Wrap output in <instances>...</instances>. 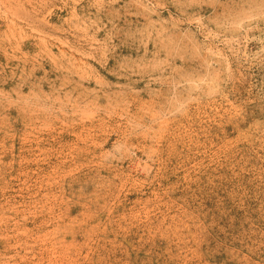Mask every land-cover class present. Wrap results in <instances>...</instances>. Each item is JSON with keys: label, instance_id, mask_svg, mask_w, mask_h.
I'll return each mask as SVG.
<instances>
[{"label": "rangeland", "instance_id": "rangeland-1", "mask_svg": "<svg viewBox=\"0 0 264 264\" xmlns=\"http://www.w3.org/2000/svg\"><path fill=\"white\" fill-rule=\"evenodd\" d=\"M0 264H264V0H0Z\"/></svg>", "mask_w": 264, "mask_h": 264}]
</instances>
